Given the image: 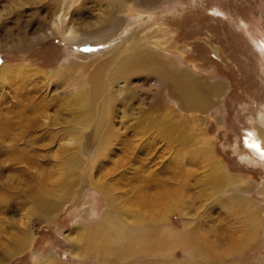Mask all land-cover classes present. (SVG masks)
<instances>
[{
    "label": "rangeland",
    "instance_id": "374dc122",
    "mask_svg": "<svg viewBox=\"0 0 264 264\" xmlns=\"http://www.w3.org/2000/svg\"><path fill=\"white\" fill-rule=\"evenodd\" d=\"M59 1L0 0V66L26 68L0 74V264H264V159L244 142L264 128V0H120L121 8L62 0L65 24L90 31L86 38L110 28L106 38L125 39L115 30L135 21L132 29L204 98L182 110L166 89L132 75L116 81L117 99L98 124L79 115L74 88L45 75L65 65L87 77L80 66L107 50L93 55L100 39L72 51L74 41L49 32ZM154 181L164 183L149 190ZM142 199L153 204L148 214L164 212L172 237L120 257L82 249L107 210L136 223Z\"/></svg>",
    "mask_w": 264,
    "mask_h": 264
},
{
    "label": "bare ground",
    "instance_id": "6f19581e",
    "mask_svg": "<svg viewBox=\"0 0 264 264\" xmlns=\"http://www.w3.org/2000/svg\"><path fill=\"white\" fill-rule=\"evenodd\" d=\"M61 1L62 0H60L59 4H57L60 8H56L55 12L53 13V18L50 22V25L48 24L49 26H47L49 32L52 35L59 33L64 37V40L66 42L74 41L73 44L77 46V48L71 46L70 49L72 51H77L80 45H91L95 42H98L100 39H106V44L102 45L104 47L97 49L93 54L95 55L96 53L102 52L107 48V50L103 54L104 57L100 60L92 59L86 64V66H80V69L85 67L86 70L84 71L87 73V77L84 76L85 73L82 74L80 71L72 72L73 70H75L73 68L74 66L66 68L65 65L63 66L65 68L61 66L57 70L52 69L45 74L47 78H52L59 84L60 82L62 84L66 83L74 88L73 93L78 95L76 97V101L78 102L77 107L84 109V111L80 110L79 115L84 114V119L90 118V115L91 117L93 115H96L97 118L95 120L98 124L97 120L102 118L103 114L106 113L108 104H110L111 102L114 103L117 99L116 93L119 91V88L116 89V81L123 78L124 81L128 84L132 75H144L145 77H148L149 80L152 81L159 90L164 91L166 89L168 91L169 97L175 101L179 109L193 110L202 105L201 102H204V98L198 94V92L190 82L189 77L187 75H184L183 73L177 74L169 69L164 61L160 58L159 54L152 50V45L156 43L149 39L150 36L144 37L139 34L138 30L132 29L135 21L131 22L130 20V22H127V24L125 25L121 24L115 30V32L120 30L122 31V33L127 34L125 36V39H122L120 37L121 34H118L115 37L106 38L108 36L105 35V32L110 28H106V31L105 29H95L94 34L86 38L85 35L91 34L90 31H88L87 29V31L79 29L77 26H75L73 20L70 19L69 24H65L66 7H61ZM115 1L118 2V5L121 8L122 3L120 2V0ZM109 23L111 25L113 23V19H109ZM262 43V51L264 53V42ZM91 63L92 68L88 69L91 66ZM24 69H12V67L10 68L8 65H2L0 66V74L8 77L12 72H21ZM107 81L110 83V86H108V84L106 83ZM218 88L220 89L219 84L210 86V93H213L214 90H218ZM165 120L166 119L164 114H160L157 117V122L165 133L164 136H167L169 131H166V127L164 128V126H166ZM107 127V134L115 135L114 130H112L110 127V123L107 124ZM143 127L148 134L147 136L152 134V132H150L152 129L149 126L143 125ZM244 142L249 150L251 149L255 155L260 157V159H264V128L262 129L261 134H259L256 129H254L253 131H249V135L245 137ZM215 165L216 162L212 161L213 172L217 173L219 171L217 170ZM163 183V181H154V183H151V187L149 186L148 189L150 190V188L152 187L158 188ZM230 183L233 182L230 181ZM161 196L163 195H157L154 199ZM142 201V203H144V206H146V212L144 213L143 211L142 215L139 214L141 216L138 218V215H136V223L134 224H128V222L126 223V221L123 222L120 218H118L119 215L116 212L112 213V211L110 210L105 211L102 214V222L100 221L97 225L87 229L89 230L88 237L90 238V240H88L86 246H82V249H93L95 252H99L98 246L110 252L114 251H111L109 249H115V253H117L120 257L122 255L120 254V252L126 251V253H128L133 248H137L135 252H150L152 249H155L158 246L162 245L165 238L172 237L173 229L171 230L170 228H168V225L162 219V215L164 212L162 213V211H155V213L150 212L148 214V209L150 208L149 204H147L144 199H142ZM235 201H238V203H240V201L242 200L238 198V200ZM168 205H165V208L168 207ZM152 206L153 204H151V208ZM155 206L156 203H154V207ZM109 226L112 228H110ZM160 228V236H158L157 238L153 237L152 231L154 233V229L158 230ZM110 230L111 232L114 231V234H109L107 236L106 232L108 234ZM200 233L203 234V232ZM94 234L97 235L96 238L95 236L93 238ZM196 237L201 238L200 235L195 234V238ZM26 238L21 242V246L27 242ZM96 240H99V243L95 242ZM176 243L179 244V238L176 239ZM204 246H206V243ZM193 247H195L194 244L190 248ZM202 247L199 246L197 248L201 249ZM131 253L133 254V251H131ZM101 257L102 256H100L99 258L101 259ZM119 260L121 261L120 258ZM171 264L174 263L171 262Z\"/></svg>",
    "mask_w": 264,
    "mask_h": 264
}]
</instances>
